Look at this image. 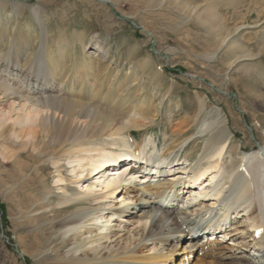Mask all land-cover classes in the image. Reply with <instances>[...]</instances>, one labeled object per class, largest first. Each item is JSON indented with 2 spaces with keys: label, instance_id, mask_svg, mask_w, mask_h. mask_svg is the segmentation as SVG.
I'll list each match as a JSON object with an SVG mask.
<instances>
[{
  "label": "bare ground",
  "instance_id": "obj_1",
  "mask_svg": "<svg viewBox=\"0 0 264 264\" xmlns=\"http://www.w3.org/2000/svg\"><path fill=\"white\" fill-rule=\"evenodd\" d=\"M24 6L22 1L0 0V154L19 173L32 168V183L42 182L52 170L53 188L61 191L48 189L37 199L32 194L35 199L22 207L31 212L24 222L47 218L25 235L23 255L35 258V264H176L175 253L188 238L194 243L187 246L184 261L194 262L200 252L204 254L197 264H264V145L233 153L234 131L223 110L198 128L201 135L196 138L187 134L196 118L184 116L164 133L171 141L162 150L152 135L139 143L130 139L140 125L159 115L170 90L152 99L137 95L145 83L138 81L137 90L127 85L137 81L138 73L133 77L125 71L121 78V66L109 58L96 35L86 41L85 34L75 30L78 39L72 37L73 43L62 35L51 48L49 14L38 4L31 7L32 21L23 22ZM210 7V30L226 43L232 65L264 58V0H226V8L241 20L231 26L226 17L225 30L215 23L219 18ZM8 15L13 29L5 24ZM33 24L40 32L31 57L32 35L22 37L20 29L26 25L32 31L37 28ZM78 44L83 53H78ZM97 51L103 52L102 60ZM253 67H243L244 73ZM122 89L125 94L117 96ZM199 100L197 115L207 108L205 98ZM203 137L200 154L183 159L182 148ZM177 147L179 153L171 156ZM116 158L119 167L93 173ZM186 173L189 178L181 180ZM201 186L206 188L203 194L198 192ZM168 191H175L177 201L172 204L163 199ZM53 198L57 206L47 210L46 202ZM127 211L130 217L122 218ZM217 232L243 251L232 263L208 261L216 255ZM200 234L205 236L196 241ZM205 241L210 250L199 247L192 254ZM7 263L19 264H2Z\"/></svg>",
  "mask_w": 264,
  "mask_h": 264
},
{
  "label": "rangeland",
  "instance_id": "obj_2",
  "mask_svg": "<svg viewBox=\"0 0 264 264\" xmlns=\"http://www.w3.org/2000/svg\"><path fill=\"white\" fill-rule=\"evenodd\" d=\"M7 1H22L25 4L24 15L20 16L23 22L32 21V17L29 16L31 7L38 4L43 6L50 17L48 25L51 32L49 39L51 48L55 47L62 35L66 36L69 43H73L72 37H75V40L78 39L73 34L75 30L83 32L86 41L96 35L101 46L109 50V58L113 59V62L117 61L121 66V78L125 77V71L133 77L138 73L137 81L135 83L125 82L127 85H132L137 90L138 81L145 83L143 92L137 90V95L152 99L170 90V96H166L159 115L154 120L147 121L145 125H140L138 128L140 130L129 136L130 139L139 143L145 137L152 135L157 146L162 150L171 141L169 136L164 137V133L176 128L177 122L181 121L184 116H190L189 120L196 118V123L187 132V134L193 133L196 138L201 135L198 128H201L204 122L209 123L212 118H215L218 110H223L224 116H227L234 131L230 148L233 153L243 154L245 151L260 147L261 144L264 145V58L256 61L240 60L232 65V54L226 53V43L223 45L219 41L207 22L210 17L207 9L211 5L210 8L215 11L214 16L219 18L215 20V23L222 29H226V17L231 26L241 20L232 8H226V0ZM10 19V15L6 16L5 24L13 29L14 21ZM253 19L251 18L250 22ZM33 25L37 28L32 31H29L26 25L20 29L23 33L22 37L28 36L29 39V35H32L33 39L31 38L30 41L33 46L29 51L31 57L39 47L37 39L40 32V26ZM91 43L98 44L97 42ZM77 50L78 53H83L79 44ZM102 53L101 51L96 52L99 60L103 59ZM248 64L254 67L250 70L251 72L246 73L245 71L244 73L243 67ZM96 65L101 67V62ZM124 94L123 89L116 92L117 96ZM199 97L205 98L207 108L197 115L200 107ZM178 103L179 107H177ZM204 138L197 140V143H193L186 150L182 148L180 152L182 157L196 158L205 143ZM237 146L240 150L236 149ZM179 151L180 147L174 148L175 153L171 156L177 155ZM23 160L28 162L26 159ZM32 172L33 169L30 168L25 174L19 173L17 166L12 161L9 163L0 154V264L16 260L19 264H35V258L23 255V245L27 244L24 237L34 225L44 224L43 221L47 218L40 219L36 223L24 222V217L31 215V212L29 214L26 210L24 212L22 207L30 200L43 198L49 190L53 193L61 191L53 188L52 177L49 175L52 170L51 173L46 174L44 179L42 178V182L38 179L34 183L28 180ZM32 194H35V198ZM56 198L46 202L49 203L47 210H50L52 206H57ZM169 203L172 204V202ZM122 215H126L122 218L130 217V212L127 211ZM46 234H50V231L47 230ZM201 238L202 236H195L196 241ZM20 239L23 242L19 241ZM215 241H217V248H215L216 245L213 248H215L216 255L208 258L210 262L232 263L233 256L243 252L242 249L236 250L232 238L229 239V236L225 237L222 233L216 234ZM191 243L194 242H190L188 238L181 243L178 252L175 253L176 264H197V258L204 253L198 252L194 262H191V259L188 261L187 258L184 261L187 246ZM48 245L50 247L52 244ZM195 247L192 254H195L199 247L205 250L203 252L210 250L206 243ZM248 263L255 264L253 260Z\"/></svg>",
  "mask_w": 264,
  "mask_h": 264
}]
</instances>
